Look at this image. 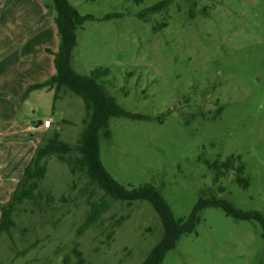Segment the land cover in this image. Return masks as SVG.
Returning a JSON list of instances; mask_svg holds the SVG:
<instances>
[{"label":"rangeland","instance_id":"rangeland-1","mask_svg":"<svg viewBox=\"0 0 264 264\" xmlns=\"http://www.w3.org/2000/svg\"><path fill=\"white\" fill-rule=\"evenodd\" d=\"M69 1L95 17L76 31L73 70L107 69L98 80L106 93L149 118L111 117L110 136L100 133L112 177L126 187L153 185L177 219L200 199L264 216V0H172L147 20L138 15L162 0ZM53 13L52 0H0V206L54 131L75 145L83 130L80 96L66 88L58 97L55 88L28 91L56 74L46 51L60 43ZM110 14L121 17L103 20ZM48 117L50 129L32 127ZM230 156L241 158L247 189L237 172L211 168ZM45 161L42 197L19 206L11 235L0 232V264H79L77 244L87 264H143L164 234L155 209L109 200L81 231L89 201L104 192L57 157ZM162 264H264L261 227L207 207Z\"/></svg>","mask_w":264,"mask_h":264},{"label":"trees","instance_id":"trees-1","mask_svg":"<svg viewBox=\"0 0 264 264\" xmlns=\"http://www.w3.org/2000/svg\"><path fill=\"white\" fill-rule=\"evenodd\" d=\"M134 1L136 3L143 2V0ZM52 2L53 16L57 25L60 43L57 51L50 49L46 51L53 56L56 74L49 81L30 87L28 91L35 88L50 87L56 89L55 97H58L60 91L66 88L84 100L87 114L83 121L80 138L75 145L63 142L58 132L54 131L46 139L44 145L38 148L24 169L22 179L11 200L7 205L0 206V232L11 235V230L15 226L14 215L19 206L26 200L36 202L39 197H42L41 183L47 173L45 159L55 156L59 161L67 164L73 174L76 172L85 173L89 183L104 192V198L100 201H89V213L81 231L91 227L100 219L102 214L109 208V200L126 202L128 205L136 201H146L155 209L162 221L164 234L162 240L152 249L143 264H162L166 255L175 249L180 238L184 234L195 230L200 221V212L207 207L221 208L227 216L258 223L264 241V216L259 211H242L236 209L227 201L200 199L187 218L177 219L168 202L153 185L126 187L112 177L101 161L100 133H103L106 137L110 136L108 121L111 117L138 120H148L149 118L124 110L114 97L106 93L98 80L109 75L107 69H96L90 76H80L73 70L70 59L76 44V31L85 22L95 20V17L81 15L69 0H52ZM171 3L172 0H162L144 10L138 16L140 19L147 20L149 15L166 10ZM117 17H121V15H106L103 20ZM210 166L218 174L231 170L237 172L236 181L244 189L248 188V181L240 176L244 171V164H242L239 156H230L225 161H216ZM223 190L221 188V191ZM46 197L50 198L48 195ZM77 248L78 244L74 251L78 256L79 264H87L82 252Z\"/></svg>","mask_w":264,"mask_h":264},{"label":"built area","instance_id":"built-area-1","mask_svg":"<svg viewBox=\"0 0 264 264\" xmlns=\"http://www.w3.org/2000/svg\"><path fill=\"white\" fill-rule=\"evenodd\" d=\"M41 126L44 128V129H48L52 126V120L51 119H46L44 121H42V124Z\"/></svg>","mask_w":264,"mask_h":264},{"label":"water","instance_id":"water-1","mask_svg":"<svg viewBox=\"0 0 264 264\" xmlns=\"http://www.w3.org/2000/svg\"><path fill=\"white\" fill-rule=\"evenodd\" d=\"M41 124H42V121L39 120V121L33 122V123H32V127H33V128H37V127L41 126Z\"/></svg>","mask_w":264,"mask_h":264},{"label":"crops","instance_id":"crops-1","mask_svg":"<svg viewBox=\"0 0 264 264\" xmlns=\"http://www.w3.org/2000/svg\"><path fill=\"white\" fill-rule=\"evenodd\" d=\"M44 5H45V6H46V5L49 6L50 4H49V2H47V3H44ZM50 6H51V5H50ZM45 119H51V118L48 117V118H45ZM51 120H52V119H51ZM52 126H53V121H52ZM52 126H51V127H52ZM51 127H50V128H51ZM50 128H48V129H50ZM57 128H58V127H57ZM57 128H56V129H57Z\"/></svg>","mask_w":264,"mask_h":264}]
</instances>
